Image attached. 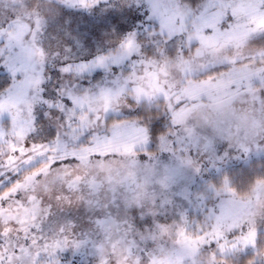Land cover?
I'll return each mask as SVG.
<instances>
[{"label": "snow or ice", "instance_id": "obj_1", "mask_svg": "<svg viewBox=\"0 0 264 264\" xmlns=\"http://www.w3.org/2000/svg\"><path fill=\"white\" fill-rule=\"evenodd\" d=\"M255 2L260 22L257 23L256 19L249 22L248 39L253 44L264 42V0ZM134 6L147 9L149 27L143 32L136 28L128 30L127 21L135 23L137 17L116 14ZM26 7L29 11L35 9L37 23L34 27L33 23H29V31L23 41L13 38L14 22L17 20L14 13L7 15L5 22L0 24V43L7 46V57L2 66L11 78V84L3 92L10 93L17 87H25L32 103L29 107L30 142L26 139L24 146L39 151L25 152L14 167L9 165L7 153L3 154L5 158L0 161V193L13 185L22 184L26 171H38H35L32 188L21 187L15 192H8L7 196L0 198V208L7 207L9 202L30 208L38 202L40 215H34L31 223L17 218L5 225L0 219V264H59L60 252L68 248L79 250L89 243L98 256L99 245L105 238L110 241L122 239L127 245V259L135 258L140 264L149 258L154 242L141 240L138 234L154 233L165 223L185 221L195 230L194 239L200 242V247L220 264L229 256L237 255L240 264H264L260 222L245 220L231 231L221 230L218 233L214 222L205 228L200 224L201 218L190 219L188 210L179 204L180 200L185 203L192 200L187 187L189 174L198 175L209 168L222 171L227 161L240 158L234 157L233 152L242 154L248 161L254 155L264 160V132H257L250 141L233 143L221 129L194 120L195 110L207 109L214 103L211 96L206 98L204 94L196 93V87L220 81H224L225 96L252 97L253 107H259L264 112V52H260L258 57H247L257 68L250 74L237 77L240 60L213 56L207 50L208 41L231 33L237 27V14L229 0H199L195 6L190 0H179L176 7L187 9L191 13L188 18L174 15L167 5L154 8L153 0H117L116 3H110V0H39ZM73 9L88 14L90 27L87 31L101 37L107 33L116 39L99 49L91 59L61 62L56 70L69 78L68 83H56L49 89L47 85L52 80L47 73L49 57L53 64L58 59L66 60L72 48L65 45L62 51L59 47L49 50L50 47H45V32L51 24L71 38L74 20L70 10ZM28 19L31 20V17ZM73 42L78 48L83 47L79 36ZM26 44L43 56L39 63L35 62V58L31 61L26 59ZM170 59H175L181 66L179 84L169 79L161 82L159 74L153 71L157 65ZM153 77L155 85H151ZM146 84L152 86L151 93L145 91ZM48 91L53 93L52 98L46 95ZM89 96L103 98L101 111L91 113L87 110L83 100ZM37 107L47 109L43 117L49 121V129H54V135L44 125L37 124ZM159 118L164 119L166 128L154 138L153 121ZM8 119L11 126L13 118L8 115ZM189 124L190 128L185 127ZM125 132H136L138 135L122 136ZM41 137L45 138L44 141L40 140ZM121 144L135 155L145 171L153 173V210L147 211L142 205L128 203L125 190L120 186L100 191L89 188L87 197L80 201L76 210L87 214L96 238L88 239L87 233L76 237L78 225L71 217V211L66 210L63 203H55L60 202L62 197L45 198L36 193L35 185L40 181L46 185L53 172L79 165L82 154H87L89 163L117 157L119 152L106 149ZM218 145L225 147L221 151ZM14 154L21 155L19 149ZM261 169H264V164ZM256 178L253 174L251 182L255 183ZM225 181L230 187L234 184L233 178L227 174L223 175L220 183ZM56 182L60 183L61 191L65 193L82 191L79 177L60 181L57 176ZM138 184L139 180L130 183L127 191L134 193ZM214 186L208 185L196 199L211 200ZM63 200L69 208L72 207V200L67 195ZM208 211L209 208L205 207L203 217ZM212 211H216L215 203ZM223 211L221 208L218 215ZM169 214L173 216L171 222L162 223L159 217L167 220ZM111 221H115L117 227L122 225L123 231L115 233L114 237H107L101 232L100 225ZM45 224L60 245L54 255H49L51 246L49 235L45 234ZM69 228L75 240L68 239ZM109 262L119 264L115 253H110ZM149 264L154 262L149 260Z\"/></svg>", "mask_w": 264, "mask_h": 264}, {"label": "rangeland", "instance_id": "obj_2", "mask_svg": "<svg viewBox=\"0 0 264 264\" xmlns=\"http://www.w3.org/2000/svg\"><path fill=\"white\" fill-rule=\"evenodd\" d=\"M111 1V0H110ZM39 2V0H0V24L5 22V17L14 13L17 17L15 23V31L13 38L18 41H23L25 34L29 31V23H37L35 9L31 11L26 7L27 4ZM117 0H112L110 3H116ZM193 6L199 3V0H190ZM232 6L235 8L238 24L231 33L218 36L208 41L207 50L213 56H221L223 58L232 60H240L237 65L236 76L239 77L243 74H250L257 68L255 63L249 62L246 58L256 55L260 52H264V42H256L255 44L249 42V22L252 19H256V22H260V16L257 13L255 0H229ZM179 0H153V7L160 9L163 5H167L168 9L177 16H184L188 18L191 13L187 9L177 8L176 5ZM69 12V10H65ZM147 11V10H144ZM124 17H137V21L133 23L128 20V30L136 28L138 31L143 32L142 25L146 24L142 21L141 16L134 12L132 8H126L122 13H116ZM146 18V12L143 13ZM70 15L74 20L72 26L73 36L71 38L66 37L62 31L56 26L49 25L45 32V47H50L49 50H56L57 47L63 50V46H71L72 52L68 54L66 60H56L53 64L49 57L50 66L47 69V73L51 76V83L47 85L50 89L56 83H68L69 78L62 76V74L56 69L59 68L61 62L72 63L79 62L81 60L91 59L97 54L98 50L102 47H107L109 43L113 42L116 38L104 33L100 35H94L87 31L90 27L88 23V14L82 10L73 9L70 10ZM31 17V20L28 18ZM148 22V20H147ZM42 23V20L40 21ZM141 25V27L138 26ZM149 26V23H147ZM76 36L81 38L83 43L82 48H78L73 40ZM6 45L0 43V76L8 75L5 71L4 60L7 57ZM26 59L31 61L35 58V62L39 63L43 56L35 48H30L25 45ZM47 55V53H45ZM15 63V61H13ZM153 71L159 74V79L163 82L165 79L174 80L179 84L181 79V66L175 59H170L165 64L157 65ZM9 76V75H8ZM10 77V76H9ZM98 79V77H97ZM156 80L153 77L151 85H155ZM146 84L144 86L145 91L151 93L152 86ZM196 93H202L213 98V105L207 109L195 110L194 120L196 123H207L213 127H217L222 130L226 138L233 143H244L252 140L257 132H264V112L259 107H253L252 97L236 96L229 98L225 96L224 81H220L213 85L197 86ZM46 95L52 98L53 93L48 91ZM129 95H134L129 93ZM142 99L146 97L142 96ZM32 103L31 98L26 92L25 87L20 86L13 89L10 93H4L0 96V161L4 160V153H7V160L10 166L15 164L23 157L25 152L39 151V149L31 150L25 148L26 139L30 142L28 133L31 128V118L29 115V107ZM87 110L91 113L101 111L104 107V100L99 96H89L83 100ZM47 109L43 107H37L35 111L37 124L44 125L46 129H49V121L43 117V112ZM10 115L12 124L10 126ZM183 123V121H181ZM190 128L191 125H185ZM54 135V129H49ZM138 133H122V136H136ZM48 139L52 137H47ZM44 137L40 140L44 141ZM223 145H218L220 150H223ZM19 149L21 155L16 156L15 150ZM107 151L119 152L117 157H109L107 160L97 163L93 160L92 163L88 162L87 154H82V160L79 165H76L67 170H57L53 172L48 178L47 184L44 181H40L35 185L36 193L42 194L45 198L50 196L60 195L62 200L55 203H63L66 210L71 211L70 215L75 220L78 227L76 228V237H80L87 233L88 239H95V233L91 231L92 224L89 223L88 216L83 210L77 211L76 208L80 207V201L87 197L88 189L93 191H100L102 188L107 189L113 186H120L125 190V200L128 203H136L142 205L147 211H152L154 193L152 190L153 185V173L148 170L145 171L138 163L135 155L128 151L123 144L117 147H109ZM232 155L240 156L239 159H230L224 165L222 171H216L209 168L198 175L189 174V180L187 181V187L192 195L190 203H185L184 200H180L179 204L182 208L187 209L189 212V218H201L200 224L205 228L209 223H215V228L219 233L231 231L237 227L242 221H258L262 225V231L264 232V183H258L253 188L248 198L239 197L234 189H230L225 185V182H221L224 174L235 168H249L252 162L256 160H262L255 155L251 161L246 160L242 154L233 152ZM35 171L29 172L23 177L22 184H16L10 190L4 193L3 198L7 196L8 192H15L17 188H32L35 178ZM27 172V171H26ZM70 173V175H69ZM59 176L60 181L65 179L74 180L79 177L82 181L80 183V189L82 191H71L65 193L61 191L59 182L56 181ZM220 181H213L215 178ZM139 180V184L134 193L127 191V186L130 183H135ZM112 182L111 184L109 182ZM220 184L218 186L217 184ZM87 185V186H86ZM208 185H215L210 195L211 200L205 201L203 199L197 200L198 195H202ZM67 195L72 200V207L69 208L68 204L63 200V197ZM218 197V200H217ZM94 202V201H93ZM215 203L216 211H212L213 204ZM209 208L208 213L203 217L204 208ZM223 208V214L218 215L220 209ZM40 215V209L37 205L30 208L20 207L9 202L7 207L0 208V219L3 220L6 225L9 220H20L31 223L33 216ZM160 221L171 222L173 216L169 214L167 220L163 216L159 217ZM178 219V217H176ZM101 232L106 233L107 237H114L115 233L123 231V226L117 227L115 221L104 222L100 225ZM45 234L49 235V245L51 246V252L49 255H54L56 249L60 247L56 236L49 232L48 225H44ZM69 240H75V236L70 234V228L68 229ZM195 230L192 228L188 221L184 223L175 224H163L154 233H142L138 234V238L141 240H151L154 242L152 252L147 260L140 262V264H149V260L154 264H198L196 258L204 251L200 247V242L194 239ZM131 239V237H129ZM115 253V258L119 259V264H137L135 258L128 260L127 245L123 244L122 239H113L110 241L105 238L98 248L99 264H110L109 255ZM210 254L209 252L206 255ZM211 255V254H210ZM98 256L94 253L92 245L89 243L79 250L68 248L59 253V264H98ZM237 257V256H229Z\"/></svg>", "mask_w": 264, "mask_h": 264}, {"label": "trees", "instance_id": "obj_3", "mask_svg": "<svg viewBox=\"0 0 264 264\" xmlns=\"http://www.w3.org/2000/svg\"><path fill=\"white\" fill-rule=\"evenodd\" d=\"M112 1V0H111ZM110 1V2H111ZM132 9H134V12H136L138 15L137 16H141L140 19H142V21L146 24L139 25V27H141V29L143 28H147L148 26V22H147V17H144V10H147L146 8H137V7H132ZM0 61H1V54H0ZM11 84V78L8 75H4V76H0V96H2L4 94V90L7 89L9 87V85ZM166 128V122L164 121L163 118H159L153 121V134H154V138L155 136L159 135L161 132H163ZM264 164V160H256L254 162L251 163V165L249 166V168H235V169H231L229 172H226L227 175H229L230 177L233 178L234 180V184L230 187L228 185V183L226 182L225 185L229 186L230 189H234L236 191V194L239 197L243 198H248L250 196L251 191L253 190V188L255 186H257L258 183H264V169H261V165ZM29 172L32 171H27L25 172L24 176L27 175ZM255 175L256 178V182L252 183L250 180V177L252 175ZM213 181H220L221 178L218 177V180H216L215 178L211 179ZM218 186H220V184H217ZM15 185H13L12 187H14ZM11 187V188H12ZM10 188V189H11ZM8 189V190H10ZM8 190H6L5 192H7ZM4 192V193H5ZM4 193H0V197L4 195ZM262 240H264V232L262 231ZM207 252L203 253V255H200L196 258V261L198 264H220V261L218 260H214L212 255L208 254L206 255ZM223 264H240V257L239 258H235V257H228Z\"/></svg>", "mask_w": 264, "mask_h": 264}]
</instances>
